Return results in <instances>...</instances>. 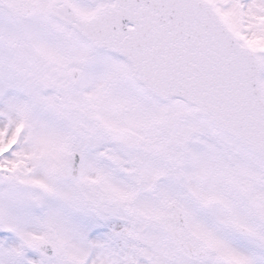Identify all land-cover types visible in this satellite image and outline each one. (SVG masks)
Segmentation results:
<instances>
[{"label":"snow or ice","instance_id":"obj_1","mask_svg":"<svg viewBox=\"0 0 264 264\" xmlns=\"http://www.w3.org/2000/svg\"><path fill=\"white\" fill-rule=\"evenodd\" d=\"M0 264H264V0H0Z\"/></svg>","mask_w":264,"mask_h":264}]
</instances>
